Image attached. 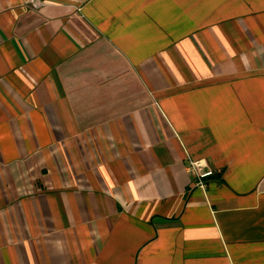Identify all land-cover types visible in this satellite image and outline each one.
Here are the masks:
<instances>
[{"label": "crops", "instance_id": "0c3cea01", "mask_svg": "<svg viewBox=\"0 0 264 264\" xmlns=\"http://www.w3.org/2000/svg\"><path fill=\"white\" fill-rule=\"evenodd\" d=\"M34 1L0 0V264H264V0Z\"/></svg>", "mask_w": 264, "mask_h": 264}, {"label": "built area", "instance_id": "2783aa9c", "mask_svg": "<svg viewBox=\"0 0 264 264\" xmlns=\"http://www.w3.org/2000/svg\"><path fill=\"white\" fill-rule=\"evenodd\" d=\"M34 4L36 6L42 5V1L36 0L34 1ZM189 168L194 171L197 175L196 185L198 187H205L206 181L209 177H211L214 174V170L210 167L208 162L204 159H190L189 160Z\"/></svg>", "mask_w": 264, "mask_h": 264}]
</instances>
